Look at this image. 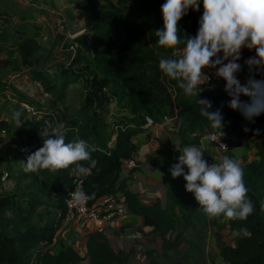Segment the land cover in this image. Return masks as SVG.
Returning <instances> with one entry per match:
<instances>
[{"label": "trees", "instance_id": "trees-1", "mask_svg": "<svg viewBox=\"0 0 264 264\" xmlns=\"http://www.w3.org/2000/svg\"><path fill=\"white\" fill-rule=\"evenodd\" d=\"M127 1H116L118 5L125 6L122 7L124 15H121L117 12L104 11V7L98 8L94 0H72L78 12L92 13L86 18L85 28L91 32L90 45L94 53L92 60L102 69V75L93 77L90 84L93 85V90L86 91V105H94L100 99L101 90L114 79L121 85L123 96L134 112L142 111L157 121L164 115H176L179 127L175 132L181 138V145L189 143L194 134L217 130L212 128L207 118L201 115L198 97L185 95L177 81L167 78L159 69L160 55H163V58H170L174 50L166 47L160 49L157 43L156 49L160 52V55H157L154 50L147 47L150 34L145 18L149 14L147 11L150 7L149 2L135 7L126 5ZM47 3L50 4L51 1ZM201 15L202 12L199 11L188 13L186 21L179 26L178 35L181 39L183 37L187 39L196 34ZM177 47L181 48L183 44ZM18 49L23 63L30 64L39 49V44L34 38L27 37L22 39ZM250 57L249 49L241 50L238 61L241 70L236 73V76L242 85L246 84L245 75L258 71L256 67H249L245 63ZM78 58L87 63L92 62L86 55H82L81 51L76 59ZM86 70L87 68L68 73L67 75L71 76L69 78L66 76L62 89L69 83L81 80ZM224 84L218 90L210 88L201 91L199 97L212 102L210 111L217 109L221 111L223 125L232 130L238 141L242 138H251L254 141L257 158L246 164L240 163L244 169V182L248 188L247 196L254 205V212L246 220L229 219V228L238 231V234L231 245L222 246L220 257L228 264H264V113L245 122L238 111L228 107L231 97L224 91ZM240 99L247 102L249 98L241 95ZM49 120L53 127V120ZM143 123L141 119L121 120L117 125L114 148L106 150L101 145L89 147L92 149V158L97 161L96 168L90 171L91 176L83 180L84 191L89 194L94 193V198L89 202L94 203L104 195L122 192L128 209L141 216L144 225L162 237L175 230L179 222L187 225L198 223L203 227L205 215L192 193L178 194L168 188V198L178 206L180 212L179 217H175L164 209L159 199L153 204H142L138 195L129 190L126 181L120 177L122 161L133 156L131 135L140 131ZM22 127L23 124L20 126V131ZM68 137L69 135L66 139ZM27 139H31V136ZM80 163L87 166L88 162ZM135 169L137 167L132 170ZM72 170H75L74 166L56 171L41 169L38 172H30L35 176L34 180H37L38 176L41 177L42 191H48L56 197L53 206L58 214L49 217L41 226L30 221L22 222L14 217L5 218L0 232V264H77L81 262L82 257L72 246L62 245L59 251L54 250L56 232L65 218V198L74 188L75 175L72 174ZM40 201L29 200L30 207L40 204ZM11 205L12 197L8 195L0 197L1 210H11ZM9 226L12 229L7 231ZM201 230L200 232H203V229ZM245 231L250 235H245ZM103 237L104 234L96 230L88 234L86 250L89 264H123L124 253L114 251ZM190 245L194 249L199 247L195 241H191Z\"/></svg>", "mask_w": 264, "mask_h": 264}, {"label": "clouds", "instance_id": "clouds-1", "mask_svg": "<svg viewBox=\"0 0 264 264\" xmlns=\"http://www.w3.org/2000/svg\"><path fill=\"white\" fill-rule=\"evenodd\" d=\"M201 6L203 12L196 34L181 39L178 22L190 9L197 11ZM160 12L162 27L155 30L157 43L173 49L176 58H162L159 69L164 76L177 81L185 95L198 97L200 113L212 128L220 129L222 135L223 116L219 109L210 111L211 101L199 97L201 86L208 80L202 72L204 68H215V75L225 81L224 91L231 97L229 108L249 121L264 113V79L250 78L242 85L236 76L241 70L238 61L243 48L255 49V56L245 61L249 67L264 68V0H164ZM181 44L182 49L177 47ZM241 95L248 97V101H242ZM21 117L19 110L13 111L16 127L22 126ZM39 135L43 144L28 155L25 171H55L74 166L77 175L86 176L96 168L97 161L92 158L86 140L66 143L65 134L55 127H45ZM82 161L88 162L87 166ZM169 172L172 178H183L185 190L192 193L199 207L212 218L246 220L254 212L247 196L244 169L229 156L210 164L199 147L185 146ZM93 198L94 193H86L83 187L71 193L76 204ZM245 235L250 233L245 231Z\"/></svg>", "mask_w": 264, "mask_h": 264}, {"label": "rangeland", "instance_id": "rangeland-1", "mask_svg": "<svg viewBox=\"0 0 264 264\" xmlns=\"http://www.w3.org/2000/svg\"><path fill=\"white\" fill-rule=\"evenodd\" d=\"M50 1L52 3L49 4L47 0H0V175L3 174L4 177L2 183H0V196L8 195L12 197L13 202L14 195H11V193H15L14 190L17 184L11 178L9 179L4 172L8 167L12 169L11 166L14 163L18 161L22 163L28 155L43 144V139L39 134L29 143L25 140V136L18 132V127L12 119L13 111L19 110L22 113L21 118L23 121L32 118L46 120L43 119V116H46V118L53 117L55 128L63 132L67 129L65 125L68 123L74 124V122H71L72 119L75 121V118L77 120L82 118L81 120H83L84 115L77 117L76 113L79 111V107L82 106V99L87 93L86 91L93 90V85H90L93 77L102 75V69L93 60H90L91 63H87L81 61L80 58L76 59L81 49L69 43L74 33L80 30L88 31L85 28L86 18L92 13L78 12L72 0ZM94 1L97 3L98 8L104 7V11L124 15L122 7L125 6L118 5L117 0ZM148 2L150 4L147 10L149 14L145 18V22L150 37L147 47L154 50L155 54L160 55V52L156 49L157 37L155 36V30L162 27L160 7L164 0H128L126 5L136 7ZM191 11L190 9L188 13H191ZM197 11L203 12L202 6ZM188 13L181 18L178 26H182L186 21ZM27 37L34 38L39 44V49L30 64L23 63L18 49L22 39ZM162 47L158 48L162 49ZM160 56L161 60L163 55ZM170 58H176L174 52L170 55ZM85 68L87 70L84 72L83 78L61 92L59 99H57L56 94L46 92L48 84L51 81L58 82L60 75H67L73 73L72 71ZM223 84L224 80L221 78L218 82H214L211 89L218 90ZM112 86L115 87L114 89L117 88L114 79L101 90L105 95H101V99H98L92 105V113L88 115L89 119L87 120L98 122L100 120L99 114L104 112L111 116L107 111L110 108L109 103L111 100L108 99V95H111L112 88L110 87ZM102 97H106V99L102 100ZM101 104L104 107H100ZM125 104L127 103L124 100L117 103V107H114V113L123 110ZM117 117L124 118L125 116L121 114L115 118ZM46 127L52 128L51 125ZM83 128L82 125L80 128L82 137L86 136L83 133H89L91 130L90 128L83 130ZM29 172L18 174L21 184L18 186L21 192L26 191L29 194H34L32 187H35L36 190L40 188V199L44 204L41 203L36 207V213L43 217L52 216L54 213L52 203L56 201L55 196L48 193V191H42L41 179L40 182L33 183L30 186L29 181L34 180L35 176ZM21 178H24V180L22 181ZM13 202L14 207L16 202ZM175 212H179V209H175ZM178 214L180 215V212ZM8 216L10 214L7 211L0 209V232L3 227V220ZM11 229L9 228L8 231ZM201 229L203 227L198 223L187 225L179 222L175 230L178 238L174 242L170 241L168 252L158 253L155 264H206L202 252L206 253L208 243L205 241L206 239L204 240L206 231L203 235L204 229L203 232H200ZM179 238H181L180 241H178ZM191 241H195L199 245L198 249H194L190 245Z\"/></svg>", "mask_w": 264, "mask_h": 264}, {"label": "crops", "instance_id": "crops-1", "mask_svg": "<svg viewBox=\"0 0 264 264\" xmlns=\"http://www.w3.org/2000/svg\"><path fill=\"white\" fill-rule=\"evenodd\" d=\"M49 1L50 0H47V2ZM80 31L74 33L71 37L77 35ZM244 50H247V48L242 49V51ZM250 51L251 57H254L255 49H251ZM66 76L69 78V75H60L58 82L51 81V83L48 84L49 88L47 87L46 92L56 94L57 99H59L62 94L61 92H64L70 86L75 85L80 81L78 80L75 83H69L66 88L62 89V84L65 81ZM250 78L256 80L264 79V68H260L257 72L245 75V82L247 83ZM115 83L117 88L114 89V86L110 87L112 88V96L108 95V99L111 100V102L113 101L112 103H109L110 108L108 107L109 109L107 111L111 116H108V113L105 114L106 112H104L99 114L100 120H98V122L87 120L89 119L88 115L92 113V106L86 105V97L84 96L82 99V106L79 107L80 109L76 113L77 117L84 115V118L83 120H81L82 118H79V120L75 118V121L72 119L71 122H74V124L68 123L65 125L67 126V129L62 133L65 134V137L69 135L66 142L84 139L87 141L89 147L93 145H101L105 147L106 150H110L116 145L117 125L121 120H125L126 118H132L134 121L140 119L143 120L142 116L144 113L142 111L134 112L128 104H125L124 111L121 110L114 113V107H117V103H120L122 100L126 102L121 85L118 81H115ZM101 95L104 96L105 94L101 92L99 95L100 99ZM105 99L106 97H102V100ZM100 107L104 106L101 104ZM121 114L125 117L115 118ZM44 118L46 120L32 118L28 121H23V132L20 131V127H18V132L25 136V140L28 143L39 134L41 129L51 125L49 119L53 120V127H55L53 117L46 118V116H43V119ZM39 121L40 123H38ZM245 122H248V120H245ZM82 125L84 126L83 130L91 129L89 133H83L86 135L83 137L80 133ZM261 125L263 126V124ZM228 132L232 139L237 141V137L233 134L232 130L228 128ZM28 136H31V139H27ZM247 139L248 140L244 144L237 145L232 148L230 153L226 154L218 151L212 145L204 141L192 139L189 143L181 145L179 134L171 131L164 123H159L158 125L150 127H144L142 125L141 130L132 133L130 139L134 147L133 157L136 159L139 166L137 169L132 170L128 169V167L122 163L120 167V177L126 181L127 188L138 195L142 204H153L159 199L166 211L170 212L175 217H179V212H175V209H178V206L174 205L168 198V188H171L178 194L186 193L187 191L184 188L185 181L182 177L172 178L169 169L172 164L177 162V158L183 148L192 145L199 147L204 152V159L210 164L219 163L222 156H229L239 161L241 164H246L257 158L254 141L251 138ZM11 167L12 169H9L8 167L4 174L17 184L14 190L15 193H11V195H14L13 200L16 202V205L14 207L12 205L11 210H5L10 214L8 217L18 218L22 222L30 221L37 226H41L49 217L57 215L58 212L53 206V203L52 207L54 213L52 216L43 217L36 213V207L40 205L42 201H40V204H35L32 208L30 207L29 200H41L39 192L40 188L39 190H36L35 187H32L34 194H29L26 191L21 192V189L19 188L21 185L19 182L20 176L18 174L29 172L24 170L25 160L22 163L18 161L12 164ZM72 174L80 176L76 174L75 170H72ZM90 176L91 172L86 176L80 177L87 178ZM3 178L2 174L0 183H2ZM40 179L41 177L38 176L37 180L29 181L30 186L33 183L40 182ZM21 180L23 181L24 178H21ZM115 195L123 210L122 213L118 214L107 224L103 237L104 240L114 251H121L124 253L125 259L123 264H155V262H157L155 259H157L158 253L160 254L163 251L168 252L170 241L174 242L175 239L178 238L177 233H175L176 229L163 237L152 232L150 227L144 225L141 216L136 215L128 209L124 194L118 192ZM203 213L205 215V221L203 223L204 234L206 231L204 240L206 239L205 241L208 245L206 253L202 252V256L206 259V264H228L222 261L220 257V249L224 245H231L234 242L238 231L229 228V218L224 216L212 218L204 211ZM9 228L11 227L9 226ZM9 228H7V231ZM92 231H94V225L86 218L76 217L71 220H63L55 235L54 250L59 251L62 245L72 246L82 257L81 262L77 264H89L86 250V238ZM180 240L181 238L178 239V241Z\"/></svg>", "mask_w": 264, "mask_h": 264}, {"label": "built area", "instance_id": "built-area-1", "mask_svg": "<svg viewBox=\"0 0 264 264\" xmlns=\"http://www.w3.org/2000/svg\"><path fill=\"white\" fill-rule=\"evenodd\" d=\"M208 80L201 86L202 90L210 89L214 82H218L221 78L215 75V68H204L202 69ZM143 126L150 127L158 125L159 123L166 124V127L171 131H176L179 127L178 118L176 115H164L160 120H155L149 114H144ZM222 135H220V129L217 130H207L201 134H194L193 139L197 141H204L212 145L215 149L222 153H230L232 148L237 145L244 144L248 139L242 138L241 140L234 141L228 132V128L223 125ZM122 163L128 167V169H133L138 167L139 164L136 159L132 156L129 159H124ZM84 178L80 176H75L74 178V188L67 193L65 198L66 213L64 220H71L76 217H83L91 221L94 225V230L104 234L107 224L110 223L118 214L122 213V206L119 204L118 199L115 194L104 195L100 197L96 202L90 203L89 200L84 204H76L71 199V193L80 187H83Z\"/></svg>", "mask_w": 264, "mask_h": 264}, {"label": "water", "instance_id": "water-1", "mask_svg": "<svg viewBox=\"0 0 264 264\" xmlns=\"http://www.w3.org/2000/svg\"><path fill=\"white\" fill-rule=\"evenodd\" d=\"M91 32L80 31L77 35L71 37L70 44L81 49V54L86 55L88 59L94 58V53L90 45Z\"/></svg>", "mask_w": 264, "mask_h": 264}]
</instances>
